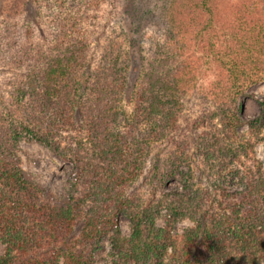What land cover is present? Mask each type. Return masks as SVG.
Returning <instances> with one entry per match:
<instances>
[{"label":"trees","instance_id":"obj_1","mask_svg":"<svg viewBox=\"0 0 264 264\" xmlns=\"http://www.w3.org/2000/svg\"><path fill=\"white\" fill-rule=\"evenodd\" d=\"M56 1H47L48 8L40 1L47 28L38 41L30 40L33 27L22 32L0 24V62L22 72L11 80V97L0 91V264H94L110 233L113 264H264V161L257 154L264 144V98L261 113L247 120L239 102L264 80V0L138 7L125 39H110L94 66L80 37L82 17ZM154 19L175 37V22L185 29L197 19L198 44L214 54L215 79L196 121L206 127L200 154L214 177L207 186L197 181L192 145L176 139L182 99L198 68L189 46L151 45L155 51L145 58H152L126 101L133 44L144 47L137 33ZM242 124L248 133L239 131ZM73 131L84 137L70 149V195L51 205L41 201L45 188L22 168L16 151L27 138L62 154L61 138ZM165 142L171 146L148 166ZM141 175L144 190L135 185ZM175 178L181 187L168 189ZM121 215L130 221L128 238ZM186 218L194 226L173 234Z\"/></svg>","mask_w":264,"mask_h":264},{"label":"rangeland","instance_id":"obj_2","mask_svg":"<svg viewBox=\"0 0 264 264\" xmlns=\"http://www.w3.org/2000/svg\"><path fill=\"white\" fill-rule=\"evenodd\" d=\"M41 0H0V24H10L23 31H32L33 35L30 36V40L38 41L43 37V28H47V20L43 21L44 8H48L46 2H57L56 0H43V10L38 12V6H41ZM67 2L68 10L72 8L76 17H82L80 19V25L82 27V33L80 37L86 38L89 43L90 51L88 53L90 63L94 66L101 59L102 51L106 47L110 39H115L122 42L124 38V30L129 29L131 24H136V13H138V7H146L152 5H162L166 0H91L92 4L88 5L85 1L89 0H65ZM95 1V2H94ZM174 0H167L170 4ZM79 2V3H78ZM42 15L41 16L39 15ZM42 13V14H41ZM83 15V16H82ZM88 17H87V16ZM41 19V20H40ZM38 20H40L38 22ZM194 24L183 28L182 22H175L176 27L174 32H177V37L165 27L163 21L155 19L149 22V26L146 25L140 31H138L139 37H144L143 44L136 49L137 44H133L132 50H134L131 59H128V87L126 91V101L130 102L136 83L138 82L141 71L144 69L145 64L148 63L147 59H151L146 55H150L148 51L151 45L161 42H167L173 44V48H178L177 43H185L189 46L188 55L191 59L197 60L196 78L193 82L191 89L186 96L182 99L183 107L182 114L179 121V127L176 134V139L184 143L185 140L188 144L192 145V167L197 175V181L202 183L203 186L213 183L214 177L208 172L201 158L200 149L203 146L205 135L204 130L206 127H197V119L202 117L206 107V92L215 79V67L213 63L214 54H205L201 48L199 42V21L193 20ZM33 22L37 24H33ZM180 24V26H179ZM181 35V37H180ZM169 36L171 39H169ZM80 38V39H81ZM173 41V42H172ZM126 42V41H125ZM125 53L130 54L128 44L124 46ZM140 50V52H139ZM153 53L155 50L150 49ZM126 54V57H127ZM213 55V56H212ZM21 76L22 72L18 68L9 65H4L0 62V91L5 98L11 97L13 85L11 80L17 76ZM264 98V80L257 84L249 86L246 92L240 96V115L243 119H252L261 113V101ZM216 121V120H214ZM239 131L248 133V124H242ZM84 133L79 134L77 131L64 133L62 140L63 153L55 152L49 148L43 142H39L36 139H23L19 148L16 151L17 156L21 161L22 168L30 174L32 179L39 185L45 188V196L41 197V201L47 202L51 205L62 202L65 198L69 197L73 179H72V163L70 161V149L74 147L76 138H83ZM171 146L170 142H166L155 148L149 158L148 166L152 164L155 155L163 156L168 147ZM257 154L264 161V144L260 143L257 146ZM145 174V173H144ZM140 188L147 189L145 179L143 175L135 184ZM234 185V184H233ZM238 187V185H235ZM146 187V188H145ZM168 189L181 187L179 178H175L168 183ZM147 192V191H146ZM119 225L121 226L122 234L125 237H130L131 227L129 219L121 215L119 218ZM158 225H163V221H158ZM194 226L191 219L186 218L179 221L175 225L174 233L176 235H182L185 229ZM111 233L108 234L102 241L100 249L96 252L94 258V264H113V258L111 255ZM5 252V244L0 240V257Z\"/></svg>","mask_w":264,"mask_h":264}]
</instances>
